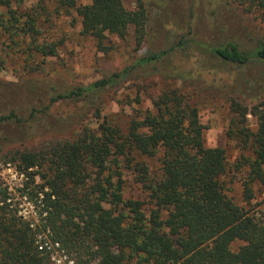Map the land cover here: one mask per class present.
Listing matches in <instances>:
<instances>
[{"label": "trees", "instance_id": "obj_1", "mask_svg": "<svg viewBox=\"0 0 264 264\" xmlns=\"http://www.w3.org/2000/svg\"><path fill=\"white\" fill-rule=\"evenodd\" d=\"M87 1L57 0L55 11L75 10L81 17L83 34L92 36L101 51L110 49L106 45L108 33L125 38L131 26L141 30L137 43L144 41L148 10L143 0H138L137 9L127 8L124 0ZM238 2L248 12H259L264 21V0ZM0 5L9 14L6 18V14L0 15V28L34 30L33 15L21 24L12 0H0ZM182 22L183 26L164 25L169 35L181 33L179 39L155 38L153 34L147 55L109 77L59 92L50 102L74 99L95 105L105 91L132 75L148 77L160 72L177 77L179 71L171 64L178 56L201 58L211 53L218 62L239 64L264 59V41L252 49L232 38L201 41L193 33L192 23ZM139 98L137 103H141ZM244 101L233 96L230 113L240 134L238 144L251 154L243 155V162L233 171L246 170L242 192L250 203L255 197L254 183L264 185V98L250 107ZM41 110L35 105L8 104L4 109L0 105V125L29 123ZM96 112L100 118V109ZM137 113L126 132L104 117L97 129H84L75 139L51 140L16 155L24 170L46 167L42 176L48 189L39 186L42 191L32 189L29 194L37 202L39 214L47 212L46 225L53 239L72 256L74 264H264V221L228 194L226 152L206 146L198 106L172 88L164 90L152 107ZM249 113L257 119L256 131L247 124ZM228 134L236 138L232 130ZM159 152L161 174L150 176L142 157ZM113 155L125 158L138 173V181L154 205L149 214L144 212L142 201L125 199L123 171L118 163L110 165ZM7 199V192L2 191L0 264H53L36 244L40 230L19 216ZM237 242L240 244L234 249Z\"/></svg>", "mask_w": 264, "mask_h": 264}, {"label": "rangeland", "instance_id": "obj_2", "mask_svg": "<svg viewBox=\"0 0 264 264\" xmlns=\"http://www.w3.org/2000/svg\"><path fill=\"white\" fill-rule=\"evenodd\" d=\"M143 1L148 10L144 41L137 43L141 30L131 26L125 38L108 33L106 45L110 49L101 51L92 36L83 34L81 17L75 10L58 14L55 11L57 0H12L11 7L20 16V23L23 24L28 15H33L35 25L33 31L27 32L0 28V105L3 109L8 104L27 108L35 105L40 110L47 108L29 123L0 125V197L2 191H11L15 197L11 203L16 208L23 202L20 196L26 195L33 205L29 209L38 210L29 191H42V187L48 189L42 176L46 167L22 169L16 157L18 153L51 140L75 139L84 129H97L104 117L126 132L140 109L152 107L153 101L164 90L178 88L199 108L206 146L223 148L226 152L230 165L229 173L225 175L228 194L264 221V185L254 183L255 197L249 203L244 200L242 192L246 170L233 171L240 161L243 162V155L249 156L251 151L238 144L236 139L240 134L230 113L231 98L235 95L243 98L249 107L264 98V59L252 58L248 63L239 64L218 62L211 53L200 55L201 58L178 56L171 64L179 71L177 77H167L160 72L148 77L132 75L129 80L105 91L98 100L99 104L95 105L74 99L50 102V97L59 92L109 77L136 58L147 55L154 36L179 39L181 33L169 35L165 32L166 23L175 27L183 26L182 20L192 23L193 33L206 42L232 38L252 49L264 41L262 16L257 11L248 12L238 0ZM87 2L79 0V3ZM124 3L129 9H137L139 5L138 0H124ZM2 14H6L5 18L9 16L7 8L0 5ZM138 97L141 103L136 102ZM96 108L100 109V118ZM28 111L25 118L29 116ZM247 117V124L256 131V117L250 113ZM231 130L235 139L228 134ZM142 159L149 167L150 176L159 177L162 152ZM110 161L114 167L118 163L123 171L125 199L142 201L144 212L149 214L154 205L147 189L139 183V175L133 166L125 158L115 155ZM15 172H22L25 176L14 178ZM239 244L235 243L233 248Z\"/></svg>", "mask_w": 264, "mask_h": 264}, {"label": "built area", "instance_id": "obj_3", "mask_svg": "<svg viewBox=\"0 0 264 264\" xmlns=\"http://www.w3.org/2000/svg\"><path fill=\"white\" fill-rule=\"evenodd\" d=\"M24 176L25 174L22 172H15L13 175L14 178H22ZM7 194V202H13L15 197H13L12 192L8 191ZM20 198H23V204L19 203L16 205V208L15 206L14 208L16 209L19 216L30 223V226L33 229L40 230L36 234V244L39 250L48 254L53 264H74V259L69 256L66 250L62 247L61 243L53 239L52 231L49 226L46 225L45 216L47 215V212H44L43 215H40L38 210L29 209V206L32 207L33 205L31 203L32 201H30L26 195L20 196ZM39 203H41V200H39ZM10 207H13L12 203ZM45 225L46 227L44 228Z\"/></svg>", "mask_w": 264, "mask_h": 264}]
</instances>
